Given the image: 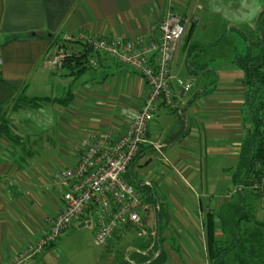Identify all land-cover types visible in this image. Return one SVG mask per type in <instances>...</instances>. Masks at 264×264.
Listing matches in <instances>:
<instances>
[{"label":"crops","instance_id":"0c3cea01","mask_svg":"<svg viewBox=\"0 0 264 264\" xmlns=\"http://www.w3.org/2000/svg\"><path fill=\"white\" fill-rule=\"evenodd\" d=\"M168 11L191 21L175 65L182 54L192 77L213 74L215 80L193 89L178 113L157 109L149 142L130 165L127 180L138 191L139 185L151 186L160 207L144 199L151 208L148 226L123 225L112 241L131 242L130 260L163 253L162 264H209L203 220L234 194L228 171L238 162L248 128L245 75L234 62L239 51L224 59L209 48L226 41L237 24L246 26L243 38L253 40L264 0H0V264L10 263L49 232L47 220L61 213L65 191L54 176L77 165L82 140L103 130L123 132L149 94L143 78L105 57L80 75L66 68L53 71L44 62L67 36L154 39ZM205 36L216 44H203ZM78 43L67 44L69 51L82 52L74 48ZM198 53L214 61L194 69L190 61ZM69 93L73 100L65 106L44 102L36 109L27 101L62 100ZM165 112L179 122L166 128L170 118ZM7 128L20 140L6 139ZM158 150L171 162L153 169ZM95 211L92 207L68 231L92 226ZM260 216L264 219V212ZM57 244L27 264H64Z\"/></svg>","mask_w":264,"mask_h":264},{"label":"built area","instance_id":"2783aa9c","mask_svg":"<svg viewBox=\"0 0 264 264\" xmlns=\"http://www.w3.org/2000/svg\"><path fill=\"white\" fill-rule=\"evenodd\" d=\"M187 27V17L170 11L163 16L154 39L146 35L133 38L100 37L87 33L67 36L44 62V67L61 70L71 54H81L79 51L70 52L64 45L79 41L85 48L92 47L87 54L90 67L97 65L100 56L127 67L145 80L149 94L140 110L131 114L130 123L123 132L117 134L113 129L103 130L82 140L77 165L54 176L55 182L65 189L61 213L47 220L49 232L45 236L7 264L29 263L83 219L92 207L96 208L92 217L99 245L106 246L122 225L131 224L140 230L148 226L151 208L128 182L127 173L141 147L149 142V127L157 109L164 106L172 112H179L194 89L193 81L174 79L175 60ZM1 66L0 58V71Z\"/></svg>","mask_w":264,"mask_h":264},{"label":"trees","instance_id":"16d2710c","mask_svg":"<svg viewBox=\"0 0 264 264\" xmlns=\"http://www.w3.org/2000/svg\"><path fill=\"white\" fill-rule=\"evenodd\" d=\"M256 27L257 31L251 34L253 40L246 41V47L234 61L245 75L243 107L247 111L244 120L248 128L238 162L228 171L234 194L218 210L207 213L203 220L209 264H264V219L260 216L264 212V11ZM64 47L69 50L67 44ZM89 52V47H86L80 55L71 54L64 68L72 75L84 73L89 67ZM190 74L195 75L194 72ZM72 100L73 95L69 93L62 100L35 98L27 101L32 108L39 109L44 102L65 106ZM1 129L6 130V126H1ZM10 132L11 129L7 128L6 139L11 142L20 140V136L15 137ZM139 186L146 203L160 207L156 200L157 192L147 184ZM55 245L56 242L48 247ZM173 247L179 254V248ZM163 262V253L158 257L137 254V258L134 256L121 264Z\"/></svg>","mask_w":264,"mask_h":264},{"label":"rangeland","instance_id":"374dc122","mask_svg":"<svg viewBox=\"0 0 264 264\" xmlns=\"http://www.w3.org/2000/svg\"><path fill=\"white\" fill-rule=\"evenodd\" d=\"M177 12L178 14H183L179 11ZM190 24L191 21L190 19H188V26ZM245 30L246 26L240 24L232 26L230 31L228 27L229 38L226 41L220 43L219 45L213 46L209 49H215L216 52L222 53V55H224V59H227L226 57L230 56L234 52L235 56L237 51H239L240 53L246 47V40L242 36V32H244ZM191 34L192 32H190V35ZM193 34L195 35V31L193 32ZM197 34L198 33H196V35ZM194 39L197 42L198 37L195 36ZM204 41L205 42L203 44L205 45L216 44V41H210L206 38V36ZM74 48L77 50H84V46L80 43L74 44ZM197 51H199V49ZM202 55H200V53L192 54V59L190 63L192 64V67L194 69H197V67H199L202 62L214 61V57H207V55L206 57H203L204 55ZM174 79L177 81L181 80L183 82H187L190 80L193 81L194 92H196L198 91V89L204 87L206 83L209 84L213 80H215V76L212 74L208 77H203V75H200L199 77H192L189 70L185 66L184 56L180 54L174 69ZM167 110L169 109L167 108ZM165 114L168 115V117L170 118L168 124L165 125L166 128H168L170 125L173 127L176 122H179L176 116H174L175 114L170 115L168 112H165ZM175 147H177V145ZM161 151L162 153H164L163 150ZM161 151H158V153L155 152L152 155L153 169L154 167L162 166V164H164L163 162L168 164H170L171 162V158L165 153L162 154ZM160 161L161 163H158ZM145 195L146 193L144 192V196ZM160 195L162 196L161 191ZM96 229V225L92 224V226L79 228L76 231L67 230L60 236V238L57 240L58 244L56 249H58L60 258L64 259V264H121L123 262L130 261L129 256H131V252L127 248L129 243H131L130 241L121 242L120 239H114L113 241L111 239V241L106 246L99 245L95 238ZM133 235H136L135 232L130 233L127 239L131 240L133 238Z\"/></svg>","mask_w":264,"mask_h":264},{"label":"bare ground","instance_id":"6f19581e","mask_svg":"<svg viewBox=\"0 0 264 264\" xmlns=\"http://www.w3.org/2000/svg\"><path fill=\"white\" fill-rule=\"evenodd\" d=\"M169 12H170V11H168V13H169ZM176 13H178V12H176ZM182 15H183V14H182ZM160 22H161V21H160ZM75 42H79V41H75ZM75 42H69V43H75ZM69 43H66V44H69ZM79 43H81V42H79ZM89 49H90V48H89ZM84 50H85V48H84ZM84 50H83V51H84ZM90 50H91V49H90ZM79 52H81V51H79ZM64 66H65V65H64ZM64 66H63V68H64ZM63 68H62V69H63ZM62 69H61V70H62ZM58 71H59V70H58Z\"/></svg>","mask_w":264,"mask_h":264},{"label":"water","instance_id":"95a60500","mask_svg":"<svg viewBox=\"0 0 264 264\" xmlns=\"http://www.w3.org/2000/svg\"><path fill=\"white\" fill-rule=\"evenodd\" d=\"M90 49H92V47H90ZM88 225L90 226L91 224H88ZM85 226H86V224H82L81 226H79V228H83Z\"/></svg>","mask_w":264,"mask_h":264}]
</instances>
